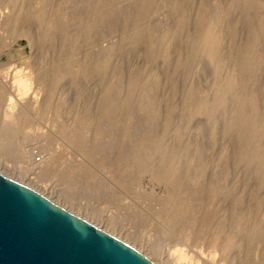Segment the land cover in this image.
<instances>
[{
  "label": "rangeland",
  "instance_id": "1",
  "mask_svg": "<svg viewBox=\"0 0 264 264\" xmlns=\"http://www.w3.org/2000/svg\"><path fill=\"white\" fill-rule=\"evenodd\" d=\"M20 70L45 83L21 112ZM150 129L170 136L165 157L200 156L201 215L132 168ZM0 170L160 264L178 242L182 264H264V0H0Z\"/></svg>",
  "mask_w": 264,
  "mask_h": 264
},
{
  "label": "water",
  "instance_id": "2",
  "mask_svg": "<svg viewBox=\"0 0 264 264\" xmlns=\"http://www.w3.org/2000/svg\"><path fill=\"white\" fill-rule=\"evenodd\" d=\"M0 264H157L134 245L0 170Z\"/></svg>",
  "mask_w": 264,
  "mask_h": 264
},
{
  "label": "bare ground",
  "instance_id": "3",
  "mask_svg": "<svg viewBox=\"0 0 264 264\" xmlns=\"http://www.w3.org/2000/svg\"><path fill=\"white\" fill-rule=\"evenodd\" d=\"M24 36H26V34H24ZM10 84H11V88H12L11 93L13 92L14 95H13V97L10 98V102L8 103L9 110H12V109H15L16 110V109H18L19 112H21L28 105L35 106V105L41 104L43 102V99L41 97L42 96L41 93H42V91L45 88V83H44L43 80H40L39 78H37L36 77V74L32 73L31 71H26V70L17 71L15 73V76H14L13 80L10 81ZM113 104H114V102L112 100H110V103L107 102V105H112L113 106ZM122 121L123 122L124 121L126 122V120H125V118L123 116H122ZM122 129L123 128H121V130ZM106 130L108 132L114 133V134L117 132V129L114 128L113 126H111V124H109V127H107ZM106 130H104V131H106ZM150 130H151L150 132H148V133L146 132V134H144L141 137V140L139 142H136L137 145L136 146L134 145L135 147L133 146L134 147L133 148L134 152H133V154L131 156L132 157L131 158V166H132V168L133 169L138 168V170H140L139 172L148 173V175H150L152 178H155V180L157 179V181L158 180L159 181L167 180L171 184L174 183V184L180 185V187H182L181 191L183 192L181 194V196L184 194V197L187 200H189L191 202V203L190 202L189 203L193 206L192 208H193L194 211L193 210H191V211L196 216L201 215L204 212V209H205L202 206V204L205 205L203 202H206L208 199L207 200L206 199L204 200L203 193H202L203 191H201V188H203V187L206 188L205 186L207 184H206V177H205V174H204L205 171H206V169H204V166H202V164L199 162L200 156L197 153H195V151L193 149L182 147L180 149V151L179 150H176V151L173 150V151L167 153L168 155H167V157H165L166 155L164 156V151H168L169 148H168V146L163 141H164V139L166 137L169 138L170 136L167 135V134H164L163 135V134L159 133L156 130H152V129H150ZM162 137H163V141H162ZM39 140H41V139H39ZM165 154H166V152H165ZM195 155H197L199 157H198V159H195V162H194V160H192V163L195 164L194 166L196 168L199 167V169H200V167H201V169L203 170L204 173L203 172L200 173V174L199 173H193L194 171L195 172L198 171V170L196 171L195 167L194 168H191L192 171H193V169H195L193 172L190 171V168H187V166L191 162L189 160V158L192 159ZM126 158H127V156H126ZM5 164L6 165H9V167H11V165L8 163V161H6ZM112 164L114 165L116 163H112ZM193 164H191V165L193 166ZM114 167H116V166L114 165ZM15 169H17V166H15ZM15 169H13L14 173H15ZM184 169L185 170H188V171L187 172H184L185 171ZM182 172H184V173H182ZM143 173H140V175L143 174ZM143 175H146V174H143ZM14 178L17 179V177H14ZM203 178H205V180H203ZM203 181L205 182V184H204ZM22 182L25 183V184H27V185H29V186H31V187H33V188H35L36 190L42 192L43 194H45L46 196L49 197L48 194L44 193L43 191H41L37 187L32 186L31 184H29L28 181L23 180ZM193 183L196 186L194 192H193L194 189L191 190L192 189V186H193ZM207 186H209V185H207ZM211 186H213V188H214V185H211ZM216 187L215 188L217 189L218 193H220L221 187H219V185L216 186ZM173 189L175 190L176 188H173ZM178 189H179V186H178ZM207 190H208V188H207ZM205 194L208 195V193H205ZM49 198H51V197H49ZM182 198H183V196H182ZM207 198H209V197H207ZM52 200H54V199H52ZM180 200H181V198H180ZM56 202H58V201H56ZM195 207H196V209H195ZM192 212H191V214H193ZM84 218H86L89 221L97 224L101 228H103L105 230H108V228H106L105 226H103L101 223H96L92 219H89V218H87L85 216H84ZM194 219H195V216H194ZM206 219H207V217H206ZM200 220H202V218ZM191 222L189 223V226L190 225L191 226H194L193 225L194 223L191 224ZM205 222L207 224H209L206 220H205ZM187 225H188V223H185V226L182 228V230H185V232L192 233L191 236L192 235H197V233H199L200 229H198V226L197 225H195V227H193V228L191 227L192 229L190 227H189L190 229L187 228ZM131 231H132V229H131ZM112 233H114V232H112ZM121 233H123V232H121ZM121 233L116 232V233H114V235H116L117 237H119V238H121V239L129 242L130 244L134 245L140 251H142L147 256H149L151 259H153L152 256H151V252L148 253L142 246H138V245H136V243L134 244V242H131L129 240V238L125 237ZM188 234L189 233H187V236H188ZM127 236H129V235H127ZM131 236H133V235H131ZM133 237L135 239H139L136 236H133ZM193 237H195V236H193ZM178 243H179L180 246H178L177 248H175L174 250L171 251V257L169 259V263L170 264H182L183 263V260L187 256L190 255V253L189 254L187 253V251H186L185 248H182L181 247V244H180L181 242H178ZM182 243H184V242H182ZM211 244H212L213 250L218 249V247H219L218 241H214ZM151 251H152V249H151ZM153 251L154 252H157V247H153ZM161 256L163 257V255H161ZM190 257H192V256L190 255ZM188 259H189V257H188ZM186 260H184V261H186ZM154 261L156 263L160 264L156 260H154Z\"/></svg>",
  "mask_w": 264,
  "mask_h": 264
}]
</instances>
